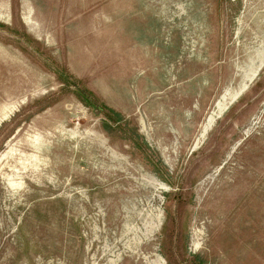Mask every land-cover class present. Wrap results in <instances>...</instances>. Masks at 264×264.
I'll return each mask as SVG.
<instances>
[{
  "label": "rangeland",
  "instance_id": "obj_1",
  "mask_svg": "<svg viewBox=\"0 0 264 264\" xmlns=\"http://www.w3.org/2000/svg\"><path fill=\"white\" fill-rule=\"evenodd\" d=\"M0 264H264V0H0Z\"/></svg>",
  "mask_w": 264,
  "mask_h": 264
},
{
  "label": "trees",
  "instance_id": "obj_2",
  "mask_svg": "<svg viewBox=\"0 0 264 264\" xmlns=\"http://www.w3.org/2000/svg\"><path fill=\"white\" fill-rule=\"evenodd\" d=\"M80 94H82V95H84L83 93H80ZM88 103H91L90 102V100L89 99H87V97H86V99H85Z\"/></svg>",
  "mask_w": 264,
  "mask_h": 264
},
{
  "label": "bare ground",
  "instance_id": "obj_3",
  "mask_svg": "<svg viewBox=\"0 0 264 264\" xmlns=\"http://www.w3.org/2000/svg\"><path fill=\"white\" fill-rule=\"evenodd\" d=\"M221 106H222V105H220L219 109H221Z\"/></svg>",
  "mask_w": 264,
  "mask_h": 264
}]
</instances>
